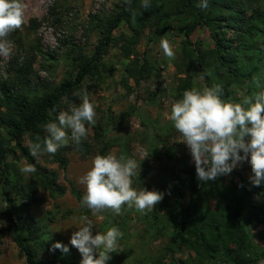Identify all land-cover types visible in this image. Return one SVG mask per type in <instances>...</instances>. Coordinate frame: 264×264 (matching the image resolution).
<instances>
[{"label":"trees","instance_id":"16d2710c","mask_svg":"<svg viewBox=\"0 0 264 264\" xmlns=\"http://www.w3.org/2000/svg\"><path fill=\"white\" fill-rule=\"evenodd\" d=\"M208 2L207 10H201L197 6L200 0H150L151 7L145 10L140 6L141 0H132L131 7L141 13L133 23L123 0L92 28L99 34L92 52L74 42H65L63 79L34 95L21 89L36 74L33 60L24 58L26 46L21 33H11L18 40L20 53L9 63L8 80L0 81V228L16 244L26 264H80L81 255L74 249L68 247L67 254L59 249L49 251L52 244H63L50 233L47 224L61 214L59 207L48 212L45 221L36 218L32 210L42 193L55 200L70 192L88 217L80 203L83 195L68 178L69 188L60 184L59 174L42 167L29 154L28 144L37 142L38 137L42 143L46 136L42 125L56 121L74 92L86 89L88 80L102 76L104 58L112 49L118 48L122 54L126 87L131 81L137 86L148 79L154 81L155 92H148L147 99L151 105L156 104L157 95L169 94L175 102L185 90L202 91L214 85L222 87L223 99L236 103L264 91V0ZM32 25L40 27L35 22ZM123 26L125 30L121 31ZM202 31L207 32L210 45L195 40ZM162 39L176 40L180 45L175 60L177 86L169 92L165 90L161 72L164 62L153 55L154 47L161 46ZM144 40L147 49L140 53ZM34 43L42 54L39 42ZM131 115L126 113L125 121ZM109 125L102 122L94 127L97 154L107 155L117 149L118 158L124 156L136 161L130 133L113 138L108 135ZM179 137L171 121L158 135L160 159L164 158L166 166L152 185L142 184L138 176L132 177L139 188L164 193L162 201L146 214L126 205L120 215L110 210L100 212L107 230L118 227L123 233L118 241L128 249V230L135 221L150 231L151 242L164 243L157 258L136 264H257L259 254L264 260V249L252 243L247 231L264 227V206L256 202L264 193V184L254 187L247 177L234 171L215 181L198 182L190 155L177 156L173 141ZM72 149L83 159L94 152L86 139L79 148L70 141L54 155L45 153L39 157L67 171L66 153ZM25 164H34L37 171L22 174L20 168ZM246 170L251 173L250 165L247 164ZM241 184L243 187L238 186ZM1 245L0 239V261Z\"/></svg>","mask_w":264,"mask_h":264},{"label":"rangeland","instance_id":"374dc122","mask_svg":"<svg viewBox=\"0 0 264 264\" xmlns=\"http://www.w3.org/2000/svg\"><path fill=\"white\" fill-rule=\"evenodd\" d=\"M123 0H22L25 5L24 23L16 31L21 33L26 46L24 58L33 60L35 76L33 80L21 86L22 90L34 95L38 90L52 88L60 83L66 71L65 66V42H74L86 48L87 52L93 51L98 43L99 34L92 28L99 24L101 18L110 15L117 4ZM96 17H98L96 19ZM35 22L40 27L32 25ZM125 30L123 26L121 31ZM8 39L13 41L14 47L12 55L9 57L0 56V81L8 80L9 63L13 58L19 55V44L15 37L10 34ZM195 40L210 45V38L206 31L200 32ZM34 41L39 42L43 53L35 49ZM174 52V59L165 56L161 46L154 47L153 55L161 62V72L165 90L172 91L177 86V70L175 67L176 54L180 50L178 41L169 42ZM151 48V47H150ZM146 40L139 47L140 53H144ZM122 54L118 48L112 49L104 58V70L102 76L97 80H88L86 89L90 94V99L94 102L96 116L94 124H87V139L93 145L92 155L83 159L76 150L72 149L66 153L69 159L67 171L62 170L58 164H50L44 158L39 157L38 163L59 174V183L69 188L67 178L70 179L78 190L84 195L85 188L80 184L79 178L86 174L91 167V161L97 155L98 146L94 142V127L102 122H109V132L113 138L125 136L130 133L133 138L132 151L139 168L135 177L142 178V184L152 185L158 177L161 169L166 166L160 159L161 147L157 140L159 134L164 132V128L170 122L168 115L171 111V105L174 102L169 94L163 96L157 95L156 104L151 105L148 99V92H155L156 85L152 79L143 81L140 85H135L133 81L129 82L128 87L123 84L124 72L121 68ZM57 63L60 65L58 66ZM64 111H68L72 106H78L79 97L73 95V99L67 100ZM132 113L127 121L124 115ZM70 133V132H69ZM173 144L180 158L186 153L190 155L186 145L182 143V137L174 140ZM111 153L118 155V150L113 149ZM191 157V156H190ZM191 163L195 166L191 159ZM247 168V163L238 166L234 172L241 173L245 177L251 174ZM238 181L239 177L234 176ZM133 180V179H132ZM133 184L137 191L141 190L138 184ZM256 202L264 206V193L256 198ZM59 207L61 214H57L53 222H47L50 233L59 237L64 245L78 250L70 244L71 234L82 226L86 214L81 210L78 201L70 192L60 199H52L47 194L39 195V202L33 206V214L36 218L45 221L48 212H55ZM87 219L93 224L92 234L98 231L104 233L107 228L101 213L93 215L91 210L85 207ZM71 211V213H70ZM69 215L62 219L63 214ZM249 236L254 245L259 249H264V227L248 229ZM150 231L142 228L137 222L133 221L128 230L130 247H127L118 241L116 253H111L112 259L106 264H136L141 261H150L157 258L162 252L164 243L151 242ZM0 239L2 242V258L0 264H26L25 258L20 256L16 244L8 234L0 228ZM130 251V252H129ZM47 256V255H46ZM186 257V256H182ZM257 264H264L261 254L258 255Z\"/></svg>","mask_w":264,"mask_h":264},{"label":"clouds","instance_id":"9594fccd","mask_svg":"<svg viewBox=\"0 0 264 264\" xmlns=\"http://www.w3.org/2000/svg\"><path fill=\"white\" fill-rule=\"evenodd\" d=\"M126 11L131 13L135 23L137 10L131 7L132 0H124ZM141 8L151 7L150 0H141ZM207 10L208 0H200L197 5ZM25 5L22 0H0V56L9 57L13 52V41L9 35L20 29L24 23ZM161 48L166 57L174 59L169 41L161 40ZM257 87H260L257 81ZM74 96L80 98L78 106L61 111L56 121L42 125L46 136L42 143L28 144L29 154L34 158L47 153L54 155L60 148L67 147L71 141L79 148L87 139V124H94L96 116L94 102L87 90L77 91ZM220 85L205 87L202 91L195 88L185 90L182 98L171 105L168 119L182 137L195 164L196 179L207 183L220 177L229 176L234 169L244 163L250 165L248 179L252 186L264 184V91L244 97L242 102L226 101ZM70 132V136H69ZM139 165L134 159L109 153L97 154L91 161V167L79 178L85 188L80 201L82 207L91 210L93 215L110 210L120 215L126 205L135 207L140 213L151 211L163 199L164 193L132 187V177L137 175ZM34 164H25L20 168L24 175L35 173ZM243 187V185H238ZM82 226L77 227L70 237V244L81 255L80 264H106L116 253L118 240L123 233L116 226L106 232L92 234L93 224L84 217ZM59 249L67 254L69 248L61 242L51 245L49 251Z\"/></svg>","mask_w":264,"mask_h":264}]
</instances>
